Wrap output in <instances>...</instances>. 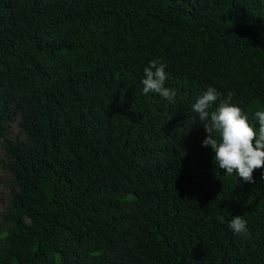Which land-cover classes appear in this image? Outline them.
<instances>
[{
    "label": "trees",
    "instance_id": "trees-1",
    "mask_svg": "<svg viewBox=\"0 0 264 264\" xmlns=\"http://www.w3.org/2000/svg\"><path fill=\"white\" fill-rule=\"evenodd\" d=\"M208 87L258 127L264 0H0V264H264V168L202 146Z\"/></svg>",
    "mask_w": 264,
    "mask_h": 264
},
{
    "label": "clouds",
    "instance_id": "clouds-1",
    "mask_svg": "<svg viewBox=\"0 0 264 264\" xmlns=\"http://www.w3.org/2000/svg\"><path fill=\"white\" fill-rule=\"evenodd\" d=\"M165 69L163 62H149L144 68L143 93L153 92L174 102L176 91L165 87ZM220 96L216 88L208 87L192 105V111L204 122L202 125L208 134L202 146L211 147L213 160L225 174L231 176L235 173L243 181L254 183L253 173L264 168V110L254 113L257 127L240 106L231 102V93L225 99H219ZM218 100V107L214 108ZM229 227L235 234L246 233L247 221L242 215H235Z\"/></svg>",
    "mask_w": 264,
    "mask_h": 264
},
{
    "label": "rangeland",
    "instance_id": "rangeland-1",
    "mask_svg": "<svg viewBox=\"0 0 264 264\" xmlns=\"http://www.w3.org/2000/svg\"><path fill=\"white\" fill-rule=\"evenodd\" d=\"M9 130H10V134L11 135H15V134H19L18 133V130L17 128L15 127L14 124H11L9 126ZM3 156L2 154V148H1V145H0V158ZM0 176L4 179V184L3 185H0V196L1 197H5V195L8 193L10 187L12 186L11 182L8 180L5 172L3 171V168H2V164L0 162Z\"/></svg>",
    "mask_w": 264,
    "mask_h": 264
}]
</instances>
